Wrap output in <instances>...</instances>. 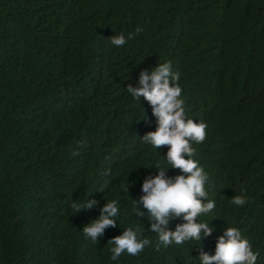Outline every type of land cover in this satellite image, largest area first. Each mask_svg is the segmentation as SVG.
I'll use <instances>...</instances> for the list:
<instances>
[{
	"label": "trees",
	"instance_id": "16d2710c",
	"mask_svg": "<svg viewBox=\"0 0 264 264\" xmlns=\"http://www.w3.org/2000/svg\"><path fill=\"white\" fill-rule=\"evenodd\" d=\"M169 62L186 117L207 125L192 159L216 207L198 217L212 235L157 251L133 201L157 168L182 173L142 141L157 121L127 88ZM113 200L116 227L94 242L82 229ZM228 227L264 264V0H0V264H200ZM128 228L150 244L113 260Z\"/></svg>",
	"mask_w": 264,
	"mask_h": 264
},
{
	"label": "clouds",
	"instance_id": "9594fccd",
	"mask_svg": "<svg viewBox=\"0 0 264 264\" xmlns=\"http://www.w3.org/2000/svg\"><path fill=\"white\" fill-rule=\"evenodd\" d=\"M141 31V28H136L137 33ZM131 38L132 34H129L128 39ZM110 41L117 47L127 42L123 34L111 37ZM179 79L180 73L172 71L170 62L162 63L150 72L141 71L138 86L129 85L127 88L134 99L143 97L148 102L157 121L156 130L145 134L142 141L156 149L167 146L166 162L182 173L174 178H165L166 170L157 168L158 173L154 177L144 180L143 195L138 201H133L137 216H144L140 205L147 209L150 230L158 237L157 251L161 245L168 247L173 243L180 245L190 240L201 241L202 235L207 237L213 232L208 223L198 222V217L212 212L216 204L208 198L205 189L207 174L198 161L192 159L195 155L192 145L205 140L207 125L186 117L184 101L180 98L182 89ZM96 203L95 200H87L83 204L74 202L72 207L79 213L81 209H92ZM231 203L243 206L246 199L243 195H236L231 198ZM118 215V201L107 202L100 209V216L84 226L82 231L86 237L97 242L106 228L116 227L115 217ZM179 218L184 223L177 224L174 231L170 230V221ZM141 235L139 229L128 228L121 236L109 240L108 243L115 245L111 248L112 259L117 260L125 252L133 256L141 253L150 244L148 239H141ZM258 255L237 228L228 227L218 239L215 254L201 252L199 260L200 264H256Z\"/></svg>",
	"mask_w": 264,
	"mask_h": 264
}]
</instances>
